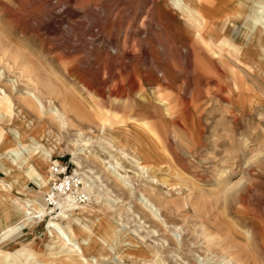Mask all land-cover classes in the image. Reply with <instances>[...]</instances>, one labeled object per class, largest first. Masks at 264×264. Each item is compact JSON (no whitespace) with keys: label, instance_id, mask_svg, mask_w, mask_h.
Here are the masks:
<instances>
[{"label":"rangeland","instance_id":"1","mask_svg":"<svg viewBox=\"0 0 264 264\" xmlns=\"http://www.w3.org/2000/svg\"><path fill=\"white\" fill-rule=\"evenodd\" d=\"M176 3L0 0V183L16 187L0 189V264H85L47 233L50 219L88 225L82 216L116 228L88 264H264V59L221 41L247 54L246 25L264 0H199L198 16ZM140 90L152 103L136 114ZM40 159L48 183L34 221L11 199L37 196L27 169L41 174ZM115 160L127 185L108 170ZM82 233L88 247L95 234Z\"/></svg>","mask_w":264,"mask_h":264},{"label":"bare ground","instance_id":"2","mask_svg":"<svg viewBox=\"0 0 264 264\" xmlns=\"http://www.w3.org/2000/svg\"><path fill=\"white\" fill-rule=\"evenodd\" d=\"M198 2H199V0H177L176 4L178 6H180V7H182L181 8L182 10L191 11L192 13H195V15L198 16V15H201V11L199 9L200 5H198ZM239 4L242 5V2H240ZM260 5H261V3H260ZM261 8H262V5H261ZM218 9H219L220 14H221L222 11L225 12L227 7H224L223 10H222V8L221 9L218 8ZM254 15H255V18L250 20L248 22V25H246L245 34L247 36L248 41H246L244 43H245V46H246L247 54L243 55V51H242V47H241L242 45H239V46L234 45V42L232 40H230L228 37L227 38L225 37L226 39L222 38V40H221L227 46L232 48L237 54H239L242 57L246 56L247 58H250L251 61H253V59H256V58L257 59H264V25L257 27V23H259L261 21V16L264 15V11L259 13V12H257V9H254ZM241 17H242V14L240 15V18ZM225 18L226 17H223V16L220 17L219 19H217V17H215L216 27L219 26L220 23L225 21L226 20ZM231 23H233V24H230V25H235V22L232 21ZM260 28H262V29H260ZM256 32H258L257 33L258 35H256ZM114 92L116 93V95H119V93L122 92V91L114 90ZM31 93L30 92L28 93L29 95H31L30 97L32 99V100H30L28 102V104L31 107L35 108L37 113L40 114V109H39V107H37L39 104H41V100L37 96L38 93L37 94H35V93L31 94ZM243 95L246 96V94H239L238 98L242 97ZM147 100L150 102L151 99L148 98ZM131 106L134 107L133 104H131ZM136 106H137L136 107L137 109H134L135 110L134 112H136V114H140L139 111L143 107V103L139 104V102H138V104H136ZM180 125H182V123L180 124V123H178L176 121H174V123H173L174 128L177 129V130L180 129ZM146 127L149 128V126H146ZM16 135H19L18 131H16ZM47 141H49V140L46 139V142H45L46 146L45 147H46V149L48 151H51L52 147H53V144H51V143H49ZM142 151L146 155L152 154L151 148L147 147V146L144 147ZM111 157H113V156L111 155ZM46 158L47 159H45V160L48 162V158H49L48 154H47ZM111 159H114V158H111ZM132 160H133V163L140 170H142L141 172L146 174L147 180L152 182V181H154L156 179L154 177H149L147 175V172L149 170L148 167H146L144 165H141V162L138 159L133 158ZM115 161H116V165L115 166H112V165L109 166L108 165V170L115 176L116 179L121 181L122 184L127 185L124 182V178L127 177L128 175L120 173L119 168L121 166L119 165V162L117 160H115ZM107 162H108V164H111V162H109V161H107ZM78 163L79 162H77V161L75 162V164L77 166H78ZM46 165L44 164V161H42V159H40L39 161L36 162L35 166L37 168L41 169V171H42L41 174L37 173L36 169L34 170V168L32 166L27 169V171L30 174H32V175H34L36 173L35 179L37 180L38 186H39V189H38L39 192H38L37 196L33 197V199H29L30 196L27 194L26 196L21 197V198H17V199L12 198L11 199V204L15 205V209L26 210V213L33 215L34 221H36L35 219H37V220L42 219V212H43V209L45 208V203L43 201H41V199H42L41 198V194L43 193V187L48 183V178H45L44 171H43V168H45ZM53 168H54V166H53ZM1 183H0V189L4 188V186L8 187V190H13L14 188H16L13 185L15 183L14 179L13 180H10V179L9 180H3ZM3 183H4V186H3ZM47 188H49L48 185H47V187L45 189V192H46ZM129 191L131 193L133 192L132 189H129ZM48 192H49V190H48ZM63 198L65 199V197H63ZM69 198H70L69 196H68V198L66 197V199H69ZM138 201H139L140 205L142 206L143 210H145L146 212L150 213L152 216H154L156 218H160V214H159V209H158L157 203L150 196L142 195L140 198H138ZM0 204H1V201H0ZM59 206H61V203H60ZM70 206H71L70 210L74 209L73 208L74 205L73 204L72 205L69 204V205L65 206L66 208L64 207V211H67L68 207H70ZM1 208H2V210H5V211L7 209L9 210L8 212H6V215H8L9 212H11L10 205L8 206V208L7 207H1ZM49 209H52V208H49ZM52 210L54 211V209H52ZM5 211H3V213H5ZM50 214H52V212ZM62 214H64V213L62 212ZM63 217H65V216H63ZM82 218L85 221H87V219H89V224L88 225H86V224L85 225H81L80 227H78L79 225H76V226L73 225L71 227L70 226L62 227L55 220L53 221V219H50L48 221V223H47V233L50 234V235L51 234H55V236H54V240L55 241L53 240V243L54 242H58L60 244V245L51 244L49 247L56 248L59 252L64 253L68 257L70 262L71 261L75 262L76 260L74 259V257L72 258V255L74 256V254H78L79 255V260L81 262H84L85 264H88L87 257H88V255L90 253L94 252V250L92 252H90L89 248H91V246L94 245L95 246V250H96V247L99 244V246H100L99 249L100 250L101 249L105 250V247L107 246V244H112V242H113V240H114V238L116 236V228L114 227L113 223H111V222L102 224L101 222H99L100 219L99 218L96 219V217L95 218H88L86 216H82ZM79 220H80V218H79ZM95 222L96 223L98 222L97 224H99V227H97L98 229H95V226L97 225V224H95ZM85 226H87V227H85ZM82 229L83 230L86 229L88 232H92V233L95 234V238H93V240L91 241V243H90V245L88 247H83L82 246V243H81L82 240L86 239V237H87L85 234L82 233L83 232ZM71 241H72V243H70ZM129 244L130 245L128 247L131 246L132 242H129ZM65 246H67L69 249L67 247H66L67 248L66 249ZM100 250L98 251V254H96V255L93 253V255H94L96 260H98L99 257H102V255H103V254H100L102 252ZM8 255H9L8 253L2 255L0 261L4 263L7 260Z\"/></svg>","mask_w":264,"mask_h":264},{"label":"crops","instance_id":"3","mask_svg":"<svg viewBox=\"0 0 264 264\" xmlns=\"http://www.w3.org/2000/svg\"><path fill=\"white\" fill-rule=\"evenodd\" d=\"M136 94H138L139 95V97L134 101L135 102V104H133V106L134 107H132V108H134V109H137L136 107V104H138V102H139V104H142L143 103V107L142 108H144V106L145 107H147V103H152V101L150 100V102L147 100L148 98V96L147 95H144V96H142V94H145V93H142V91L140 90L138 93H136ZM150 98V97H149ZM151 99V98H150ZM137 102V103H136ZM142 108L140 109V111H139V113L140 112H142Z\"/></svg>","mask_w":264,"mask_h":264}]
</instances>
